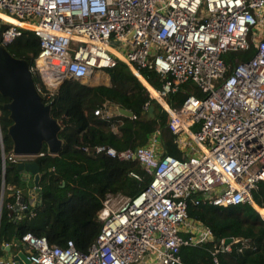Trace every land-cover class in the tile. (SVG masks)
Instances as JSON below:
<instances>
[{
    "label": "built area",
    "instance_id": "built-area-1",
    "mask_svg": "<svg viewBox=\"0 0 264 264\" xmlns=\"http://www.w3.org/2000/svg\"><path fill=\"white\" fill-rule=\"evenodd\" d=\"M0 14L18 21L0 17V25L6 24L0 44L11 43L23 29L38 37L30 71L39 75L46 98L65 79L83 82L118 60L137 77L140 69L154 72L161 87L150 96L167 112L166 126L184 155L164 153L160 128L145 145H84L92 155L138 161L151 176L149 184L134 196L106 194L98 212L102 226L85 252L72 240L51 245L26 233L15 241V252L3 243L9 256L0 257V264H14L18 252L27 264H179L182 245L214 240L210 228L188 217L189 203H249L257 210L252 194L264 181V0H0ZM251 43L253 56L225 76L222 55ZM187 82L200 94L188 93L180 107L171 106L168 97ZM116 113L108 102L94 111ZM14 157L12 152L7 158ZM8 189L17 203L20 189ZM32 189L34 209L39 198ZM230 244L221 239L214 245L215 264L216 254Z\"/></svg>",
    "mask_w": 264,
    "mask_h": 264
},
{
    "label": "trees",
    "instance_id": "trees-1",
    "mask_svg": "<svg viewBox=\"0 0 264 264\" xmlns=\"http://www.w3.org/2000/svg\"><path fill=\"white\" fill-rule=\"evenodd\" d=\"M6 24L0 25L1 32ZM7 50L17 58L26 59L30 66L39 52V39L32 30L23 29ZM253 44L246 50L228 51L222 55L226 65L225 76L233 66L250 59ZM108 84L89 85L77 79H65L53 96L46 98L39 75L33 74L44 102L51 103V116L61 125L59 137L63 141L57 155L49 154L45 144L41 155L33 157L39 168V201L31 214L15 211L16 195L8 187L19 188L21 197L30 201L28 190L33 188V177L26 180L16 168L20 158L7 157L12 153L13 141L8 134L12 123L4 103L9 99L0 94V191L2 185V147L5 156L4 195L0 214V257L5 254L3 243L14 244L26 233L44 236L51 245L62 246L72 240L76 248L85 252L100 231L102 222L98 212L106 194L134 196L150 182L151 176L136 160L120 161L104 154H89L84 145L105 144L116 149L145 145L149 135L161 129L164 153L183 158L174 136L166 126L167 112L152 98L137 76L118 60L112 68L104 71ZM141 77L155 90L161 87L159 77L152 71L140 69ZM54 83L52 80H49ZM188 93H197L191 82L171 94L168 101L180 107ZM108 102L116 107L130 110L133 117L114 114L110 117L95 115L94 111ZM154 106V117L146 118V108ZM2 146V147H1ZM136 172L140 179L130 175ZM257 210L249 203L217 206L210 203H189V218L201 221L212 230L214 240L195 245H182L179 264H215L211 252L221 239L232 237L230 250L216 254L219 264H264V181L253 190ZM262 214L263 216L261 217Z\"/></svg>",
    "mask_w": 264,
    "mask_h": 264
},
{
    "label": "water",
    "instance_id": "water-1",
    "mask_svg": "<svg viewBox=\"0 0 264 264\" xmlns=\"http://www.w3.org/2000/svg\"><path fill=\"white\" fill-rule=\"evenodd\" d=\"M0 94L9 99L8 102L4 103V108L9 111V118L12 121L8 127V134L13 141L12 152L17 157H29V159H19L16 168L22 177H33V187L38 191L39 168L32 158L41 155L43 144L46 145L49 154L57 155L61 151L63 145V141L59 137L61 125L57 119L51 116V103L43 101L30 71L29 62L26 59L13 56L2 44H0ZM116 108L119 114L133 117L130 110L121 107ZM145 113L147 119L153 118L154 106L149 105ZM2 166L0 214L4 195L5 156L3 147ZM22 205L26 206L22 212L31 211L29 201L25 200L24 197H21L14 204L13 209L21 211ZM232 240V237H227L224 239V243L230 244ZM7 251H9L8 248ZM12 259L14 264L28 263L23 252L13 255Z\"/></svg>",
    "mask_w": 264,
    "mask_h": 264
},
{
    "label": "rangeland",
    "instance_id": "rangeland-1",
    "mask_svg": "<svg viewBox=\"0 0 264 264\" xmlns=\"http://www.w3.org/2000/svg\"><path fill=\"white\" fill-rule=\"evenodd\" d=\"M111 47H113L115 50L118 51V48L114 44H111ZM118 52L123 54V51H121V50L118 51ZM83 83H86V84H89V85H99V84H105L106 85V84L109 83V78H108V75L103 71V72L93 73L88 78H86L83 81ZM260 215H261V217L263 216L262 214H260ZM262 218L264 219V216Z\"/></svg>",
    "mask_w": 264,
    "mask_h": 264
},
{
    "label": "bare ground",
    "instance_id": "bare-ground-1",
    "mask_svg": "<svg viewBox=\"0 0 264 264\" xmlns=\"http://www.w3.org/2000/svg\"><path fill=\"white\" fill-rule=\"evenodd\" d=\"M0 17H2L4 20H6L8 22H11V23H17L18 22L17 20H15V19H13L11 17H8V16H6L4 14H0ZM21 25H24V24L21 23ZM138 78L140 79L141 83H143V85H145V87L150 91V94L151 95H153V96H156L157 95L156 90L153 89L149 84H147V82L141 77V75H138Z\"/></svg>",
    "mask_w": 264,
    "mask_h": 264
},
{
    "label": "crops",
    "instance_id": "crops-1",
    "mask_svg": "<svg viewBox=\"0 0 264 264\" xmlns=\"http://www.w3.org/2000/svg\"><path fill=\"white\" fill-rule=\"evenodd\" d=\"M25 179L28 180L29 177L25 176ZM28 195H29V197H35L36 191L33 190V189H29L28 190ZM8 256H9V251L6 250L5 254L3 255V258H7Z\"/></svg>",
    "mask_w": 264,
    "mask_h": 264
}]
</instances>
